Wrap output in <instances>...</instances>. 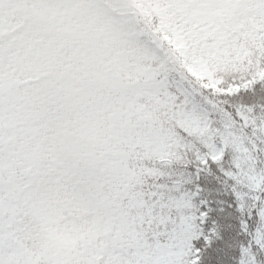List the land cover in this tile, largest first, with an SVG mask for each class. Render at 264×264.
Listing matches in <instances>:
<instances>
[{
  "label": "snow or ice",
  "instance_id": "6c2138e0",
  "mask_svg": "<svg viewBox=\"0 0 264 264\" xmlns=\"http://www.w3.org/2000/svg\"><path fill=\"white\" fill-rule=\"evenodd\" d=\"M0 264H264V0H0Z\"/></svg>",
  "mask_w": 264,
  "mask_h": 264
}]
</instances>
